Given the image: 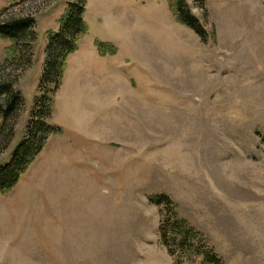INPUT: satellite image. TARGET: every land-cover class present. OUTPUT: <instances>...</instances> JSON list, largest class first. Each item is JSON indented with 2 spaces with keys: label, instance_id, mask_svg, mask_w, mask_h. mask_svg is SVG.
<instances>
[{
  "label": "rangeland",
  "instance_id": "rangeland-1",
  "mask_svg": "<svg viewBox=\"0 0 264 264\" xmlns=\"http://www.w3.org/2000/svg\"><path fill=\"white\" fill-rule=\"evenodd\" d=\"M69 1L8 10L33 13L37 40L30 67L6 71L25 104L0 166L26 134ZM186 1L206 41L171 0H87L89 32L55 95L61 131L0 196V264H212L169 253V210L150 200L161 194L220 264H264V0ZM12 44L0 36V63Z\"/></svg>",
  "mask_w": 264,
  "mask_h": 264
},
{
  "label": "trees",
  "instance_id": "trees-1",
  "mask_svg": "<svg viewBox=\"0 0 264 264\" xmlns=\"http://www.w3.org/2000/svg\"><path fill=\"white\" fill-rule=\"evenodd\" d=\"M26 1V0H25ZM171 8L175 11L179 22L194 30L198 36L206 41L208 31L200 19L192 14L186 0H171ZM198 6H203L205 0H193ZM24 0L10 3L0 12V36L10 39L13 44L7 50L8 57L0 63V143L7 149L14 136L17 119L24 108L22 92L15 87L18 76L6 73L16 67L18 72L26 71L33 62L35 42L37 40V20L33 13L22 12L7 14L14 5H21ZM87 0H70L68 15L58 31L51 30L46 48V62L39 84V96L35 103V110L26 126V134L14 149L7 164L0 166V196L10 193L18 184L20 178L28 171L37 156L46 148L51 136L61 129L51 123L54 113L55 95L62 85L69 57L75 53L79 44L89 32V26L84 19ZM99 52L103 55L116 51L111 47L105 50V44L98 43ZM5 73V74H4ZM150 200L159 206L164 204L168 208L166 218L160 225L162 238L170 254H187L195 252L203 255L204 261L220 264L211 251L204 249L202 237L204 232L191 226L189 222L180 218L177 206L165 194L153 196ZM197 249V251H194Z\"/></svg>",
  "mask_w": 264,
  "mask_h": 264
},
{
  "label": "crops",
  "instance_id": "crops-1",
  "mask_svg": "<svg viewBox=\"0 0 264 264\" xmlns=\"http://www.w3.org/2000/svg\"><path fill=\"white\" fill-rule=\"evenodd\" d=\"M78 52V51H77Z\"/></svg>",
  "mask_w": 264,
  "mask_h": 264
}]
</instances>
